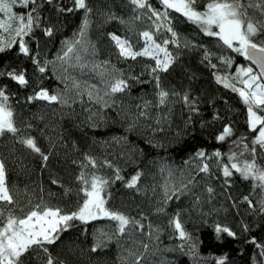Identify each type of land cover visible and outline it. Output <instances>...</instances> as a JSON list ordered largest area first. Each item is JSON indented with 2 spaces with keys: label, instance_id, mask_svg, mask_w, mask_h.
Returning a JSON list of instances; mask_svg holds the SVG:
<instances>
[{
  "label": "trees",
  "instance_id": "16d2710c",
  "mask_svg": "<svg viewBox=\"0 0 264 264\" xmlns=\"http://www.w3.org/2000/svg\"><path fill=\"white\" fill-rule=\"evenodd\" d=\"M147 2L153 9L165 11L160 0ZM205 2L197 0V7L202 10ZM86 4L90 9L88 27L81 37L85 11H61L74 8L73 0H37L33 15L39 16L38 25L23 38L29 53H21L18 45L0 52V89L9 97L19 129L15 135L0 136V160L5 163L18 214H22L19 209L27 212L37 204L64 212L76 210L83 199L77 179L83 171L89 181L93 174L108 181L101 194L108 210L139 221L144 228L130 225L129 232L119 236L116 222L106 217L88 223L71 221L54 244L45 245L56 264H133L135 255L141 254V264H217L220 258L224 264H261L264 257L256 245H264L260 203L264 191L253 188L251 179L245 180L235 171L225 178L212 155L221 152L220 163H227V154L240 151L234 141L246 137L244 143L251 146L254 134L246 123L247 106L237 92L216 79L226 76L242 87L237 69L250 66L247 59L172 10H167V21H157L147 8L139 9L131 0H86ZM31 7L18 2L14 11L27 14ZM249 11L254 19L260 18L258 12ZM0 19H5L3 14ZM158 24L162 25L159 30ZM169 25L177 33L175 38L167 31ZM47 29L51 35L46 34ZM145 31L157 43L177 41L166 45L173 57L166 72L153 73L155 61L149 57L133 60L120 56L112 40L116 35L139 51L145 45ZM74 40L81 43L71 59H59L66 42ZM225 58L231 60V66ZM39 67L45 71L41 73ZM13 71L22 73L27 84L20 85L7 75ZM113 77L126 80L128 88L104 97L107 107L89 100L88 91L103 96ZM42 89L57 95L58 101L29 100ZM161 89L169 93L163 105H159ZM146 102L150 103L143 108ZM142 109L147 117L140 115ZM226 125L231 126L232 135L218 141ZM27 137L50 154L46 162L20 142ZM199 151L206 154L203 160L196 156ZM86 156L96 161L95 168ZM244 158L252 159L247 153ZM202 162L209 164L208 173L199 171ZM256 164L264 168V150L259 146ZM117 169L122 180L115 179ZM137 172L142 174L140 180L136 187L128 188L126 181ZM166 188L171 199L165 195ZM208 188L213 191L209 193ZM177 213L189 240H181L169 223ZM216 225L228 227L235 237L221 233L217 239ZM141 241L149 244L147 252ZM94 247L96 251H92ZM45 260L46 254L37 249L25 264H45Z\"/></svg>",
  "mask_w": 264,
  "mask_h": 264
},
{
  "label": "snow or ice",
  "instance_id": "6c2138e0",
  "mask_svg": "<svg viewBox=\"0 0 264 264\" xmlns=\"http://www.w3.org/2000/svg\"><path fill=\"white\" fill-rule=\"evenodd\" d=\"M18 2L25 8L32 6L31 10L27 14H17L14 11V7ZM47 2L51 3V0H47ZM131 3L139 9L147 8L151 15L156 17L157 21H167L169 19L167 10L180 13L188 21L197 24L205 35L217 37L224 46L239 53L260 68L259 75L253 74L251 67L237 69L238 76L247 77V79H240L242 87H236L235 84L230 83L229 78L226 76L216 77L218 83H223L226 88L230 87L232 91L237 92L247 106L246 123L249 131L254 135L250 142L251 146L249 143H244L247 139L246 137H241L239 143L233 142L240 151H231L227 154V163H220L221 152L216 151L212 155L217 158V163L222 168L225 178L232 176L233 171H235L245 180L251 179L253 188H260L261 191H264V168L258 167L256 164L257 146L264 150V83L260 82L261 78H264V0H206L202 10L197 7V0H160V4L165 9L163 12L153 9L147 0H131ZM36 4L37 0H0V14L5 17V19H0V33L7 34H0V52L18 45L21 53L25 55L29 53L23 38L32 32L34 24L38 25L39 16L33 15L36 12ZM73 4L74 8L61 9V11L71 12L74 9H83L85 11V20L80 30V36L83 37L88 27L87 13L90 9L86 4V0H73ZM250 9L258 12L260 18L254 19L249 11ZM161 26L158 24L157 30ZM167 31L171 32L172 37L175 38L177 36V33L170 25L167 27ZM46 34L51 35V30L47 29ZM142 36L144 37L145 45L139 51L133 50L126 40H121L116 35H112V40L115 41L120 56L133 60L141 56L149 57L155 61V66L152 68L153 73L158 71L166 72L173 62L172 54L168 51L166 45L169 43L175 44L177 41L175 39H164L162 43H157L153 35L148 31L143 32ZM80 43V40H74L70 43L66 42V50L63 56L58 58L67 62L71 59V54L76 52V45ZM76 59L79 60L80 57L77 55ZM205 59H208L207 53L205 54ZM224 62L231 66L230 59L225 58ZM211 67L216 68V65L212 64ZM39 71L43 73L45 67H39ZM7 75L20 85L27 84L22 73L13 71L7 73ZM155 79L156 86L159 88V76H156ZM75 86L79 88V85ZM92 87L95 88V85H92ZM126 88H128L126 80L113 77L111 81L107 82L103 96L99 95V93L94 96L92 91H88L87 95L89 100H94L96 103L107 107L109 104L104 97L124 92ZM168 96L169 93L161 89L158 92L159 105L165 104ZM8 99L9 97L5 94V91L0 89V136L5 135V133L15 135L19 131L11 106L8 104ZM33 99L56 102L59 98L57 95H49L47 90L42 89L35 93L34 96L29 97L30 101ZM184 101L188 102L187 95L184 96ZM149 103L146 102L143 108H147ZM140 115L147 117V113L143 109ZM231 135L232 128L226 125L217 140L225 141ZM20 142L39 154L45 162L49 159L50 154L42 152L34 138L27 137ZM246 153L252 157L251 160L247 158L241 159L245 157ZM196 156L203 160L206 154L203 151H199ZM85 159L93 168L96 167V161L92 157L86 156ZM86 166L82 165V167ZM108 167H112V165L108 163ZM161 170L163 171V169ZM209 170L210 166L208 163L202 162L199 165L200 172L208 173ZM141 175L140 172H137L126 181V186L128 188L136 187ZM77 179L82 184L79 191L83 193V199L82 202H78L76 210L64 212L59 207L53 208L46 204H37L27 212L22 208L19 209V213L22 214H18L15 206L16 202L8 186L6 166L4 161L0 160V264H25L32 252L37 249L42 250L46 254L45 264H56L45 245L54 244L59 238L58 233L65 230L69 226V222L74 220L88 223L91 220L106 217L116 222L115 234L119 236L126 235L129 232L130 225L143 230L144 225L139 221H135L122 213L110 211L105 207L106 201L101 193L108 183L107 180L93 174L89 181L83 171ZM115 179H123L119 175V169L116 170ZM191 182L190 180L189 183ZM53 183H56V181H53ZM183 187L186 189L188 185L185 184ZM207 190L209 193L213 191L212 188ZM176 191H179V189ZM165 195L168 199H171L167 194V188ZM244 199L252 206V201L247 196ZM260 203L261 211H264V200H261ZM159 210L163 211V209ZM169 223L174 225V229L178 232L181 240L191 239L180 223L179 213ZM215 232L217 239H219L221 233H226L229 237H235V233L226 226L216 225ZM102 235L107 234L102 233ZM148 236L151 238L152 233L149 232ZM108 239H111V237H108ZM252 243L256 242L253 240ZM141 244L144 252H147L149 244L143 241H141ZM99 246L100 243L98 242L97 247ZM256 246L261 249L260 256L264 257V245L257 244ZM180 247L183 248V245ZM191 248L193 254H195V244L191 245ZM92 251H96V247ZM142 259V254L135 255L133 264H141ZM60 264H63V262L61 261ZM217 264H224V259H218ZM261 264H264V261H261Z\"/></svg>",
  "mask_w": 264,
  "mask_h": 264
},
{
  "label": "water",
  "instance_id": "95a60500",
  "mask_svg": "<svg viewBox=\"0 0 264 264\" xmlns=\"http://www.w3.org/2000/svg\"><path fill=\"white\" fill-rule=\"evenodd\" d=\"M248 61V63L256 70V72L258 73V75H259V73H260V68L257 66V65H255V64H253L251 61H249V60H247ZM261 79H263L264 80V78H261Z\"/></svg>",
  "mask_w": 264,
  "mask_h": 264
},
{
  "label": "rangeland",
  "instance_id": "374dc122",
  "mask_svg": "<svg viewBox=\"0 0 264 264\" xmlns=\"http://www.w3.org/2000/svg\"><path fill=\"white\" fill-rule=\"evenodd\" d=\"M248 67H251L252 69H253V74H256V75H258V73L256 72V70L250 65V66H247V67H243V68H248ZM240 78H243V79H247V77L246 76H240ZM261 83H264V80H262L261 79V81H260ZM102 194V193H101Z\"/></svg>",
  "mask_w": 264,
  "mask_h": 264
}]
</instances>
